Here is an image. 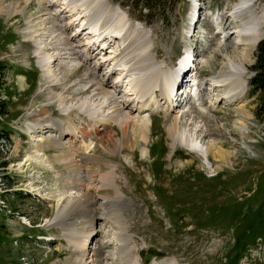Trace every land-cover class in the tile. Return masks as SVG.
<instances>
[{"label": "rangeland", "instance_id": "rangeland-1", "mask_svg": "<svg viewBox=\"0 0 264 264\" xmlns=\"http://www.w3.org/2000/svg\"><path fill=\"white\" fill-rule=\"evenodd\" d=\"M62 1L59 0L58 5ZM99 1L106 6L107 16L114 10L125 15L128 32L143 29L146 36L141 35L144 38L140 39L139 48L144 49L151 43L149 56L154 57L155 65L166 63L172 74L187 47H194L200 57H196L192 64L194 74L190 86L201 81H204L202 85L209 83L212 77L224 71L228 56L237 61L245 51L244 46H234L235 35L223 45V36L213 34L214 28L209 27L208 21V9L217 8L215 16L221 22L223 17L232 16L239 0H167L163 9L165 14L156 16L151 11L149 14L153 20L149 23L137 21L133 14L127 13V8L119 6V2ZM253 1L256 7H264V0ZM193 2L201 7L199 15L202 21L196 26L203 27L191 31L194 26L192 14L196 9ZM38 3L39 0H0V111L3 113L0 116V131L8 137V140L0 141V264H65L67 258L75 259L70 254V245L63 236L61 225H51L56 216V201L48 199L46 195L50 192L52 195L68 192L70 184L67 178L70 179V175L56 163H53L56 170L33 163H30L31 166L25 165L27 156L34 152L31 146L33 140L41 134H34L33 130L29 132L26 122L30 118H45L48 123H72L83 133H91L92 123L77 111L68 110L69 113H65L68 111L59 106L58 99L67 93L61 88L56 90L57 87L54 88L51 80L44 75L39 62L43 51H39L37 43L45 45V41L43 37L37 38L43 33L38 30V24L47 10L37 13L41 9ZM148 11L144 8L141 14L146 15ZM62 19L60 22L50 20L52 23L49 26L56 30L63 24ZM110 21L105 18L106 25ZM227 21L231 22L232 18L228 17ZM238 25V22L232 21L229 28L235 30ZM201 28L209 33L205 40L200 36ZM188 31L193 32L192 39ZM257 45L246 65L244 97L232 105H224L216 89L213 93L206 92V99L202 98L200 106L204 108L199 106L198 110H191L192 116L201 122L199 129L203 128L210 141H215L228 152L233 151L234 155L230 158H222L224 162L210 156L209 165L204 164L197 153L179 143H175L176 148L172 149L174 146L168 132V122L175 110L167 111L166 107L159 110L154 106L140 113L132 109L130 112L135 119L150 115L152 122L149 124L147 144L140 140L139 132L131 129V126L128 135L134 142L132 149L120 147L108 153L97 145H93L94 148L90 146L91 157L88 158L91 161L80 168L86 177L83 179L87 180L82 189L89 197L113 199L116 196L114 190L99 189L97 179L99 175L109 172V178L119 188L118 195L124 197V202L130 203L125 213L123 203H117V206L119 210L122 209L121 205L123 207L125 234L130 246L139 247L141 254L139 257L138 250L130 247L133 254L131 264H159L167 259L176 261V264H264V90L252 85ZM97 51L101 52V49ZM67 62L63 61L61 66L72 67L71 70L80 66ZM87 65L73 77L66 78L68 86L82 78L92 80L76 85L73 97L80 99L96 93L103 95L100 90L103 89L102 85L96 87L93 81L103 69L90 74ZM68 68L60 70L61 76ZM107 83L109 80L106 86ZM89 87L92 88L87 92L85 89ZM211 94L216 96L217 102L209 109ZM98 97L94 99L95 104ZM70 101L65 100L68 104L72 103ZM129 107L123 111L124 114L129 113ZM236 109L246 112L247 116H239ZM239 118L244 119L248 126L247 134L246 131L244 133L248 139L235 130V122ZM96 128L102 127L97 123ZM112 128L113 137L123 140L118 126L112 124ZM42 130L43 134L47 131L46 135L52 131ZM77 136L80 137L81 133L78 132ZM104 144L106 149L111 147L107 141ZM56 152L53 148L45 149L48 158L54 157ZM57 171L59 175L55 173ZM77 176L72 177L73 183L81 180ZM98 201L89 212L101 214L104 211L98 208L101 200ZM104 219L94 220L88 229L95 222H106L105 240L110 242L109 249L112 251L115 246L112 236L119 230L115 219ZM67 222L71 223V220L64 223Z\"/></svg>", "mask_w": 264, "mask_h": 264}, {"label": "bare ground", "instance_id": "bare-ground-1", "mask_svg": "<svg viewBox=\"0 0 264 264\" xmlns=\"http://www.w3.org/2000/svg\"><path fill=\"white\" fill-rule=\"evenodd\" d=\"M58 1L39 0L38 3L41 9L37 13L47 10L46 14H43V20L38 24L39 27L37 26L38 30L43 31L37 39L43 37L45 41V45L37 43L39 51H43L40 54L39 62L45 72L44 75L51 80L50 82L54 88L57 87L56 90L61 88L65 91V94L67 93L66 96L59 97V106L65 111L72 110L84 114L90 120L88 121L92 123H90L92 129L91 133H83L72 123H67V125L59 122L48 123L45 118L39 117V120L30 118L26 122V129L29 132L33 130L34 134L37 132L41 134L37 136L36 140H33L31 146L34 152L31 155L28 154L25 165L33 163L39 167L56 170L53 164L56 163L62 166L70 175V179L67 178L70 184V186L67 185L68 192L63 191L61 194L56 195H52V192L46 194L48 199L56 201V216L53 218L51 225L55 227L61 225L63 236L70 245V254L75 256L74 260L67 258L65 264H131L133 254L130 247H134L130 246V241H128L125 234L126 226H124V218L122 217L123 207L121 205L120 208L122 209L119 210V206H117V203H123L126 209L123 210L125 213L130 203L124 202V197L118 195L119 188L109 178V172L99 175L97 179L99 189L112 188L114 190L116 196L113 199L89 197L86 190L82 189L87 180L83 179L85 176L82 175L80 168L86 167L91 161V158H88L91 157L89 155L90 146L92 145V148H94L97 145L108 153H113L120 147L132 149L134 142L128 135V128L131 126V129H137L136 131L139 132L140 140L147 144L150 131L149 124L152 122L150 115L146 114L135 119L131 117L130 112H132V109L138 110L139 113L146 112L156 106L159 107V110L164 107L167 111L175 110L174 116L168 122V132L173 142L172 146H174L172 149L176 148L175 143H179L187 150L197 153L201 157L202 163L208 165L210 160L208 157L210 156L218 157V159L230 158L233 151L228 152L223 146L217 145L215 141H210L211 138L202 131L203 128L199 129L198 124H201V122H197L199 119L192 116L193 112L191 110L193 108L197 110L200 107L204 108L200 106L202 98L206 99V92L211 91L213 93L216 89L219 91V98L224 101V105H232L238 99L244 97L247 86L244 78L247 73L246 65L256 44L264 39V7H256L253 0H239L232 16L223 17L221 22L217 21L220 19L208 9V21L212 20L217 29V31H213V34L218 33L223 36V45L227 43L232 35H235L234 46H244L245 51L237 61L228 56L225 72L222 71L219 75L212 77L211 80L208 79L210 80L209 83L202 85L204 81H201L190 86L194 72L188 53L192 55V63L200 57L194 47L193 49L187 47L188 50H185V54L181 56L172 74V70L167 67L166 63L155 65L154 57L149 56V45L151 43L145 46L144 49L139 48L141 45L140 39L144 38H141V35L146 36V34L143 33V29L138 28L128 32L126 30V17L120 11L114 10L110 12L111 15L107 16L106 6L99 0H93V2L91 0H63L61 5H58ZM200 9L201 7L198 4L197 11L195 9L192 15L194 28L199 25L196 23L202 21L199 15ZM106 17L111 20L108 25L105 24ZM228 17H231L235 23L238 22L239 25L235 27V30L229 28L232 21L228 22ZM61 19L63 24H60L56 30L49 26L54 21L60 22ZM187 33L190 34V39L194 37L193 32L188 31ZM207 34L209 33L207 32ZM132 40L135 42L132 43ZM127 41L128 43H126ZM188 41L190 40L188 39ZM226 47L223 49L225 50ZM98 49H101V52H98ZM63 61H68V64L78 63L80 66L75 67V70H71L72 67L64 66L66 69L69 67V70L61 76L62 72L60 70L65 69L61 66ZM84 65H87L90 74H94L97 69H103L102 73L93 79L96 82L94 86L100 87L102 85L103 89L100 88V90L103 95L101 93L89 94L87 97L80 99L72 96L73 88L76 85L83 84L85 80L92 81L88 78H82L76 84L66 85V78L73 77L83 69ZM108 80L109 84L107 83L106 86ZM91 88L85 90L89 92ZM191 88H193L192 94L190 93ZM211 96L208 101L209 109H212L217 102L216 96L214 94H211ZM95 97L99 98L97 104H95ZM158 97L161 98L158 99ZM70 99L71 104L65 102V100L68 102ZM128 107L129 113L124 114L123 111L128 110ZM235 111L239 113V116L244 118L247 116L244 111L238 109ZM65 113L68 114L69 111ZM97 123L102 128L97 129ZM112 124L118 126L123 140L119 141L113 137L111 134L114 131ZM247 127L244 119L239 118L235 122V130H238L243 136L247 134ZM42 129H51L52 131L46 135L47 131L43 134ZM78 132L81 133L80 137L77 136ZM64 135L67 136L66 139ZM247 137L248 135L243 138L248 139ZM105 141L110 143V148L106 149L104 146ZM46 148H53L57 151L54 157H47ZM221 161L224 162L223 159ZM109 168L112 167L109 166ZM58 172L55 173L58 174ZM76 174L79 176H77L78 179L81 180L73 183L72 177ZM98 200H101L98 208H103L104 211L101 214L89 212V209L95 206L96 202H99ZM75 214L76 216H74ZM68 216H74V218L68 219ZM103 217H105L104 220L115 219L119 230L118 232L115 231L114 236H112L115 243L112 251L109 249L111 244L105 240L104 235L107 227L105 225L107 224L104 221L99 223ZM66 220H71V223L67 222L65 224ZM94 220L99 221L88 229ZM63 226L67 227L64 228ZM138 248L134 249L138 250ZM137 255L141 256L139 250ZM159 264H176V261L170 262L167 259L160 261Z\"/></svg>", "mask_w": 264, "mask_h": 264}, {"label": "trees", "instance_id": "trees-1", "mask_svg": "<svg viewBox=\"0 0 264 264\" xmlns=\"http://www.w3.org/2000/svg\"><path fill=\"white\" fill-rule=\"evenodd\" d=\"M116 2H119V6L122 8H127V13L133 14L137 21H143V22H151L153 20V17H150L151 11L156 16H160V14L164 15V4L167 3V0H113ZM146 8L148 11L146 15H142L141 11ZM138 10V12H137ZM156 11V12H154ZM156 16L154 18H156ZM257 59L254 65V75L252 79V85L256 88H260L261 90H264V40L260 41L257 45ZM1 80V79H0ZM2 90V83H0V92ZM1 99V94H0ZM2 105V102L0 101V106ZM2 111H0V116L2 115ZM8 140V137L0 131V141L2 140Z\"/></svg>", "mask_w": 264, "mask_h": 264}]
</instances>
